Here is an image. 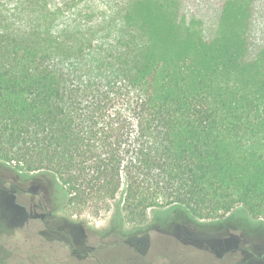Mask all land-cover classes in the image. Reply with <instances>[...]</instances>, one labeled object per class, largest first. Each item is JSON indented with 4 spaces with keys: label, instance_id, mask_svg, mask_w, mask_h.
<instances>
[{
    "label": "trees",
    "instance_id": "trees-1",
    "mask_svg": "<svg viewBox=\"0 0 264 264\" xmlns=\"http://www.w3.org/2000/svg\"><path fill=\"white\" fill-rule=\"evenodd\" d=\"M0 162L121 223L264 219V0H0Z\"/></svg>",
    "mask_w": 264,
    "mask_h": 264
},
{
    "label": "rangeland",
    "instance_id": "rangeland-1",
    "mask_svg": "<svg viewBox=\"0 0 264 264\" xmlns=\"http://www.w3.org/2000/svg\"><path fill=\"white\" fill-rule=\"evenodd\" d=\"M50 180L0 162V264H264V219L241 207L206 220L178 206L142 220L121 210V223L122 191L115 201L57 208Z\"/></svg>",
    "mask_w": 264,
    "mask_h": 264
}]
</instances>
